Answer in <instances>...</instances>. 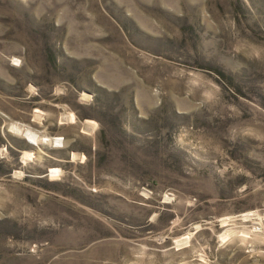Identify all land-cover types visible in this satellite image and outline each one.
<instances>
[{
  "label": "rangeland",
  "instance_id": "374dc122",
  "mask_svg": "<svg viewBox=\"0 0 264 264\" xmlns=\"http://www.w3.org/2000/svg\"><path fill=\"white\" fill-rule=\"evenodd\" d=\"M0 264H264V0H0Z\"/></svg>",
  "mask_w": 264,
  "mask_h": 264
}]
</instances>
